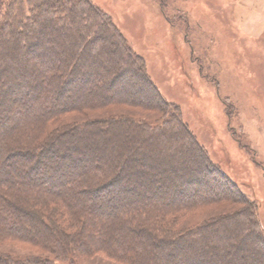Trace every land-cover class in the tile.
<instances>
[{"label": "trees", "instance_id": "trees-1", "mask_svg": "<svg viewBox=\"0 0 264 264\" xmlns=\"http://www.w3.org/2000/svg\"><path fill=\"white\" fill-rule=\"evenodd\" d=\"M124 39L89 0H0V245L48 254L0 248V264H76L100 254L123 264H236L234 251L253 260L238 264H264L255 203L234 220L185 224L236 187L204 160ZM121 106L158 109L174 126L84 115ZM71 114L87 118L56 126ZM166 130L204 179L186 183L173 166L148 165L145 145H163Z\"/></svg>", "mask_w": 264, "mask_h": 264}, {"label": "rangeland", "instance_id": "rangeland-1", "mask_svg": "<svg viewBox=\"0 0 264 264\" xmlns=\"http://www.w3.org/2000/svg\"><path fill=\"white\" fill-rule=\"evenodd\" d=\"M89 1L103 10L122 33L124 42L138 56L137 62L144 66L161 97L171 105L172 114L180 113L179 122L193 137L204 160L235 184V189L217 196L223 198L222 202L188 215L185 224L195 227L212 217L228 214H234V220L235 213L245 212L249 207L246 202L250 201L258 206V220L264 231V36L260 41L249 36L238 19H233L225 0ZM108 110L84 114L88 118L71 114L56 126L108 115H126L155 127L166 122L174 126L173 117L158 109L121 106ZM169 131L163 132L160 139L163 145L155 144L154 150L149 143L145 145L148 146L145 151L150 153L146 161L152 168L173 166L177 175L180 173L186 183L193 184L202 174L194 171L195 161L188 163L192 157L189 152L170 142ZM190 141L184 142L187 149ZM167 153L170 158L165 157ZM172 175L168 172L165 178L174 179V187L177 178ZM170 180L166 183L170 184ZM239 220L244 221L241 217ZM0 248L21 255H48L18 243L1 244ZM233 253L229 261L236 264L251 256L250 252ZM252 261L248 258V263ZM76 264L123 263L100 254L79 256Z\"/></svg>", "mask_w": 264, "mask_h": 264}, {"label": "crops", "instance_id": "crops-1", "mask_svg": "<svg viewBox=\"0 0 264 264\" xmlns=\"http://www.w3.org/2000/svg\"><path fill=\"white\" fill-rule=\"evenodd\" d=\"M231 7L233 19L249 31L254 40L264 36V0H225Z\"/></svg>", "mask_w": 264, "mask_h": 264}]
</instances>
